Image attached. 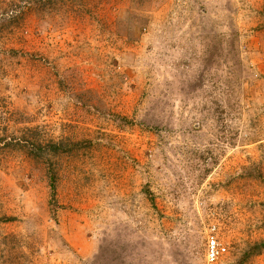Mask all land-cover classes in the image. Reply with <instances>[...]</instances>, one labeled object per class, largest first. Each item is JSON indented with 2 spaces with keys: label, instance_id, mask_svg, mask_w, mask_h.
I'll use <instances>...</instances> for the list:
<instances>
[{
  "label": "rangeland",
  "instance_id": "rangeland-1",
  "mask_svg": "<svg viewBox=\"0 0 264 264\" xmlns=\"http://www.w3.org/2000/svg\"><path fill=\"white\" fill-rule=\"evenodd\" d=\"M0 264H264V0H0Z\"/></svg>",
  "mask_w": 264,
  "mask_h": 264
},
{
  "label": "built area",
  "instance_id": "built-area-1",
  "mask_svg": "<svg viewBox=\"0 0 264 264\" xmlns=\"http://www.w3.org/2000/svg\"><path fill=\"white\" fill-rule=\"evenodd\" d=\"M215 231V227L213 228ZM226 251V247L219 242L215 233L210 234L207 245V258L210 262H215Z\"/></svg>",
  "mask_w": 264,
  "mask_h": 264
},
{
  "label": "trees",
  "instance_id": "trees-1",
  "mask_svg": "<svg viewBox=\"0 0 264 264\" xmlns=\"http://www.w3.org/2000/svg\"><path fill=\"white\" fill-rule=\"evenodd\" d=\"M40 145V147L42 148V149H45V147H44V145L43 144H39ZM48 149H50L51 151H56L55 149H57V147H58V145L57 144H55V143H51V144H48L47 146H46ZM46 148V149H47Z\"/></svg>",
  "mask_w": 264,
  "mask_h": 264
}]
</instances>
